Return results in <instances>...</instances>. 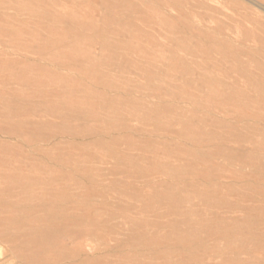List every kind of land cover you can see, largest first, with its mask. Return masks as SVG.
Segmentation results:
<instances>
[{
    "label": "rangeland",
    "instance_id": "1",
    "mask_svg": "<svg viewBox=\"0 0 264 264\" xmlns=\"http://www.w3.org/2000/svg\"><path fill=\"white\" fill-rule=\"evenodd\" d=\"M0 264H264V0H0Z\"/></svg>",
    "mask_w": 264,
    "mask_h": 264
},
{
    "label": "bare ground",
    "instance_id": "2",
    "mask_svg": "<svg viewBox=\"0 0 264 264\" xmlns=\"http://www.w3.org/2000/svg\"><path fill=\"white\" fill-rule=\"evenodd\" d=\"M263 110V109H262ZM185 225V224H184ZM176 226V225H175Z\"/></svg>",
    "mask_w": 264,
    "mask_h": 264
}]
</instances>
